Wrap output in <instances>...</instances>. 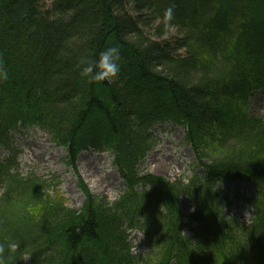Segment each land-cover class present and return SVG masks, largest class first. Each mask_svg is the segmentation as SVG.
<instances>
[{
	"label": "trees",
	"instance_id": "1",
	"mask_svg": "<svg viewBox=\"0 0 264 264\" xmlns=\"http://www.w3.org/2000/svg\"><path fill=\"white\" fill-rule=\"evenodd\" d=\"M110 46L119 75L82 76L81 61ZM0 68V147L39 128L75 170L82 152H110L125 184L109 203L81 182L75 211L50 191L58 185L22 176L11 150L0 160V242L20 243L15 264L25 248L32 264H264V117L251 112L264 91V0H0ZM167 122L186 129L203 176L141 170L153 126ZM227 181L256 191L248 226L216 192ZM132 231L146 238L143 258Z\"/></svg>",
	"mask_w": 264,
	"mask_h": 264
},
{
	"label": "rangeland",
	"instance_id": "2",
	"mask_svg": "<svg viewBox=\"0 0 264 264\" xmlns=\"http://www.w3.org/2000/svg\"><path fill=\"white\" fill-rule=\"evenodd\" d=\"M251 112L264 117V91L258 92L251 100ZM154 147L142 162L141 170L174 182L187 181L195 175L203 176L192 147L186 141V129L174 123H158L151 130ZM12 147L18 153V171L27 177L30 174L42 178L51 185L50 191H58L65 198L68 208L80 211L86 201L80 188L84 182L90 193L98 199L114 203L124 194L125 185L121 180L114 157L111 153L93 150L83 152L74 170L68 164L67 150L56 145L47 132L38 129H19L12 133ZM11 151L0 148V160L9 159ZM55 188V189H54ZM216 192L226 206V213L239 222L248 224L253 220L254 208L250 200L255 190L243 182L221 183ZM2 191H0L1 195ZM52 195V193H51ZM185 215L193 212L194 206L187 199L181 200ZM187 223V222H186ZM186 234L189 230H185ZM133 254L143 258L148 253L142 232L129 233ZM23 264H30L27 260Z\"/></svg>",
	"mask_w": 264,
	"mask_h": 264
},
{
	"label": "clouds",
	"instance_id": "3",
	"mask_svg": "<svg viewBox=\"0 0 264 264\" xmlns=\"http://www.w3.org/2000/svg\"><path fill=\"white\" fill-rule=\"evenodd\" d=\"M165 20L172 19V9L164 13ZM121 50L118 46H110L102 50L98 58L90 61H81V75L90 81L102 82L114 80L121 71ZM7 72L0 68V79H6ZM20 250V243L15 240L0 242V264H15V254ZM31 258V251L27 248L21 252L19 259L27 261Z\"/></svg>",
	"mask_w": 264,
	"mask_h": 264
}]
</instances>
